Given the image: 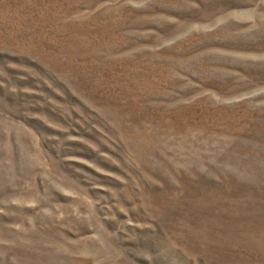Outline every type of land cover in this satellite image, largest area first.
<instances>
[{"label": "rangeland", "instance_id": "rangeland-1", "mask_svg": "<svg viewBox=\"0 0 264 264\" xmlns=\"http://www.w3.org/2000/svg\"><path fill=\"white\" fill-rule=\"evenodd\" d=\"M0 264H264V0H0Z\"/></svg>", "mask_w": 264, "mask_h": 264}]
</instances>
